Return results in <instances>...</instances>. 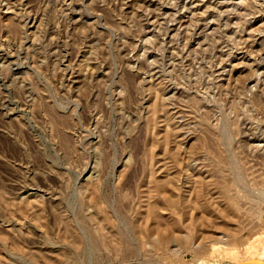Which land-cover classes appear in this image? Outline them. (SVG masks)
I'll use <instances>...</instances> for the list:
<instances>
[{
  "label": "rangeland",
  "instance_id": "1",
  "mask_svg": "<svg viewBox=\"0 0 264 264\" xmlns=\"http://www.w3.org/2000/svg\"><path fill=\"white\" fill-rule=\"evenodd\" d=\"M253 262L264 0H0V264Z\"/></svg>",
  "mask_w": 264,
  "mask_h": 264
},
{
  "label": "bare ground",
  "instance_id": "2",
  "mask_svg": "<svg viewBox=\"0 0 264 264\" xmlns=\"http://www.w3.org/2000/svg\"><path fill=\"white\" fill-rule=\"evenodd\" d=\"M184 1V0H183ZM258 262H260V261H258ZM258 262H253V263H251V264H256V263H258Z\"/></svg>",
  "mask_w": 264,
  "mask_h": 264
}]
</instances>
